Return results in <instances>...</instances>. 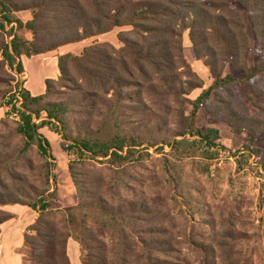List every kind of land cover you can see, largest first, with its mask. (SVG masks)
<instances>
[{
	"label": "trees",
	"instance_id": "1",
	"mask_svg": "<svg viewBox=\"0 0 264 264\" xmlns=\"http://www.w3.org/2000/svg\"><path fill=\"white\" fill-rule=\"evenodd\" d=\"M21 11H30L31 18L24 21L18 16ZM245 16L252 22L262 53L256 70L248 76L253 80L264 73V0H0V108L11 107L0 120V232L1 224L16 216L5 206L18 204L37 211L36 220L24 234L23 264H72L68 254L72 237L88 251L84 264H135L131 253L138 245L123 239L110 248L101 240L110 236L107 230L113 220H131L132 214L88 191L72 161L69 168L80 203L51 208V201L58 198L56 159L41 128L47 126L68 141V122L77 117L76 112L82 117H103L104 124L112 119L108 125H113L117 136L111 142L72 138L62 147L68 152L87 151L92 159L104 157V163L116 173L128 169L135 161L134 145H128L122 135L126 134L128 112L137 115L169 109L166 102L184 93L182 75L191 69L184 55L185 31H190L197 58H205L215 79L194 101L192 114L196 115L215 89L236 81L231 73L223 75L230 58L234 69L250 70ZM117 27H130L118 34L121 47L96 39L80 54H60V75L46 79V91L34 95L26 88L23 56L57 50ZM74 83L81 95L64 96L63 89ZM252 85V93L264 100V91ZM256 104L260 109L257 124L262 128L264 102ZM13 113L18 120L11 118ZM95 121L85 120L88 124ZM194 134L212 145L219 130L209 128L203 133L196 129ZM257 137L254 130L250 140L254 143ZM131 205L133 213L144 212L138 201ZM128 225L121 226L125 236H130ZM140 248L145 258L142 264H178L161 258L157 241L143 242Z\"/></svg>",
	"mask_w": 264,
	"mask_h": 264
},
{
	"label": "rangeland",
	"instance_id": "2",
	"mask_svg": "<svg viewBox=\"0 0 264 264\" xmlns=\"http://www.w3.org/2000/svg\"><path fill=\"white\" fill-rule=\"evenodd\" d=\"M245 21L250 41L249 72L234 69L230 58L223 75L231 73L236 81L215 89L196 115L192 114L194 101L215 79L205 58H197L190 31H185L184 55L191 69H185L187 73L182 75L184 93L166 102L169 109L156 108L153 113L137 115L132 110L128 112L126 134L122 135L127 137V144L135 148V161L128 169H119L116 173L104 163V157L92 159L87 151L71 149L68 152L62 147V144L69 145L72 138L111 142L117 136L113 125H108L112 119L104 124L103 117H82L76 112L77 117L68 122V141L47 126L41 128L51 141L56 159L58 198L51 201V208L80 203L69 168L72 161L74 172L88 191L102 195L111 205L132 214L131 220H113L107 230L110 236L101 237L110 248L123 239L140 247L143 242L157 241L162 248L161 258L178 264H264V126L258 128L260 109L256 104L264 100L251 91L252 83L259 91H264V73L253 80L248 77L256 70L262 53L252 22L247 16ZM129 29L117 27L98 37L68 45L62 52L80 54L96 39L121 47L123 43L118 34ZM27 35L31 38L30 33ZM57 52H47L39 58L50 69L56 68L59 77ZM27 57H22L26 63ZM45 76L39 80L44 85L39 94L46 91ZM22 78L31 91L32 71L26 69ZM200 83L201 87L190 85ZM63 90L64 96L69 98L81 95L75 83ZM149 104L154 106L151 101ZM10 108H1L0 120ZM11 118L19 119L14 113ZM88 119L96 121L88 124L85 122ZM209 128L219 130V136H213L214 145L193 135V130L207 133ZM254 130L258 137L253 143L250 137ZM179 141L181 143H177ZM259 149L261 152L256 151ZM109 185L113 187L111 190ZM134 201L139 202L143 213L132 212ZM122 224H129L130 236L122 234ZM72 238L80 245L77 264H84L88 251L76 237ZM138 246H134L131 258L135 264H142L145 258ZM25 259L28 261L27 257Z\"/></svg>",
	"mask_w": 264,
	"mask_h": 264
},
{
	"label": "crops",
	"instance_id": "3",
	"mask_svg": "<svg viewBox=\"0 0 264 264\" xmlns=\"http://www.w3.org/2000/svg\"><path fill=\"white\" fill-rule=\"evenodd\" d=\"M18 16L22 18L24 21H27L31 18V12L21 11L18 13ZM77 43H80V42H77ZM73 44H76V43H71V44L61 46L59 49L53 50L50 52L58 51L57 52L58 55L63 54L64 52H62V49H64L68 45H73ZM46 54L47 53H42V54L35 55L31 58L27 57L28 59L27 63L25 61V58H23V63L26 69H29L32 71L33 81H30V86H31V91H33L32 93L34 95H38L40 92H42L44 88V85L42 83H39L41 76L46 74L45 80L47 78H57L58 77V70H56V68L50 69L46 63H41L39 56L46 55ZM58 55L55 57V59L57 58V61H58ZM5 209L9 212L14 213L16 216L1 224L0 264H23L24 254L21 251L24 245V234L28 226L36 220L38 213L37 211L27 206H22L18 204L7 205L5 206ZM21 220L24 222L21 225H19L18 223ZM79 249H80L79 243L75 239L70 238L68 241V254L70 256L72 264H77V261L79 260L78 258Z\"/></svg>",
	"mask_w": 264,
	"mask_h": 264
}]
</instances>
